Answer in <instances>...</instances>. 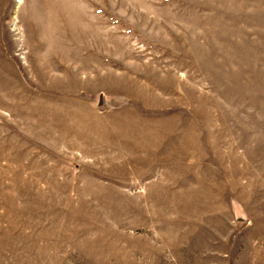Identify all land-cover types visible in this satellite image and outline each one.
Returning a JSON list of instances; mask_svg holds the SVG:
<instances>
[{"label":"rangeland","instance_id":"1","mask_svg":"<svg viewBox=\"0 0 264 264\" xmlns=\"http://www.w3.org/2000/svg\"><path fill=\"white\" fill-rule=\"evenodd\" d=\"M0 264H264V0H0Z\"/></svg>","mask_w":264,"mask_h":264}]
</instances>
